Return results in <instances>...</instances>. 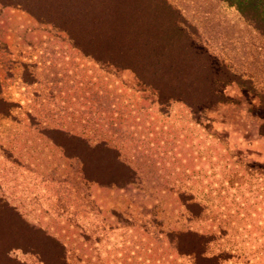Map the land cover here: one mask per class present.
Masks as SVG:
<instances>
[{
  "label": "rangeland",
  "instance_id": "rangeland-1",
  "mask_svg": "<svg viewBox=\"0 0 264 264\" xmlns=\"http://www.w3.org/2000/svg\"><path fill=\"white\" fill-rule=\"evenodd\" d=\"M0 264H264V0H0Z\"/></svg>",
  "mask_w": 264,
  "mask_h": 264
},
{
  "label": "trees",
  "instance_id": "trees-1",
  "mask_svg": "<svg viewBox=\"0 0 264 264\" xmlns=\"http://www.w3.org/2000/svg\"><path fill=\"white\" fill-rule=\"evenodd\" d=\"M95 22H96V20L94 22H92V23H95ZM95 27H97V26H95Z\"/></svg>",
  "mask_w": 264,
  "mask_h": 264
}]
</instances>
